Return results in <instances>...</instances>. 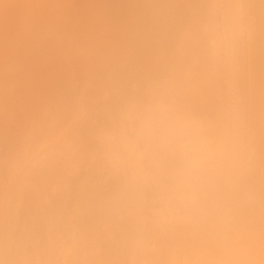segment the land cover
Masks as SVG:
<instances>
[{
    "label": "bare ground",
    "instance_id": "bare-ground-1",
    "mask_svg": "<svg viewBox=\"0 0 264 264\" xmlns=\"http://www.w3.org/2000/svg\"><path fill=\"white\" fill-rule=\"evenodd\" d=\"M0 264H264V0H0Z\"/></svg>",
    "mask_w": 264,
    "mask_h": 264
}]
</instances>
